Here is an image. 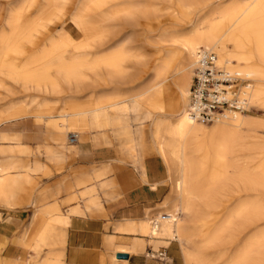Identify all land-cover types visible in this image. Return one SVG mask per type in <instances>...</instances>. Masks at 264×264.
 Returning a JSON list of instances; mask_svg holds the SVG:
<instances>
[{"label": "bare ground", "instance_id": "obj_1", "mask_svg": "<svg viewBox=\"0 0 264 264\" xmlns=\"http://www.w3.org/2000/svg\"><path fill=\"white\" fill-rule=\"evenodd\" d=\"M110 1L118 0L76 3L71 20L83 32L87 44L74 45L70 37H59L34 53L38 60L17 64L6 58L24 53L21 44L31 42L38 33L33 21L44 26L50 19L43 12L59 11L72 0H5L0 22V86L9 80L24 92L48 96L43 95L33 111L26 105H13L0 112V126L27 118L32 112L30 116L37 124L46 120L51 125L49 140L59 144L66 131L79 136L88 114L108 115L114 127L128 126V115L142 111L143 119L161 121V139L156 146L166 164V181L172 192L161 204L164 215L159 212L140 223L143 233L178 242L184 264H210L206 252L213 248L218 249L217 259H223L227 251L224 246H236V218L247 211L246 207L236 209V204L228 210V203L236 198V185L245 182L264 190V145L255 135L256 128L264 129V118L224 112L207 124L212 125L207 129L188 117L190 81L196 52L202 47L216 55L218 67L246 81L242 95L248 108L257 106L264 111V0H241L237 4L231 0H177L182 29L161 40L167 46L157 50L155 63L148 70L142 69L147 60L128 46V38L112 51H107L109 46L87 58L84 50L91 48L90 43L102 46L106 41L97 29L104 15H90ZM121 4L118 11L126 20L154 11L150 5L139 7L131 0ZM32 12L36 13L33 21ZM70 47L80 52L67 61L64 54ZM127 64L131 67L125 68ZM89 75L94 78L90 82ZM87 90L82 101L80 94ZM37 98L33 95L32 101ZM3 132L0 130V134ZM136 148L138 144L130 146L129 151ZM253 151L254 156L245 154ZM139 160L140 157L134 159L133 165ZM240 162L255 164L253 169L260 175L237 174ZM225 211V220L211 227L212 213ZM228 231L230 236L226 238ZM262 238L261 235L250 242L241 253L240 264L262 262L259 253L254 261L250 258L253 246L264 250ZM39 239L42 245L56 242L51 235ZM57 259L56 254L47 259L35 255L33 262L57 264ZM227 260V264L238 263L236 252Z\"/></svg>", "mask_w": 264, "mask_h": 264}, {"label": "crops", "instance_id": "obj_2", "mask_svg": "<svg viewBox=\"0 0 264 264\" xmlns=\"http://www.w3.org/2000/svg\"><path fill=\"white\" fill-rule=\"evenodd\" d=\"M126 122L128 126L114 127L108 115L88 114L78 136L82 141L74 144L51 143L45 134L46 128L43 133L32 121L17 120L1 129L4 130L0 134L1 141L15 142L4 144L7 149L1 153H15L7 156L0 166V213L14 214L5 219L0 216V240L10 244L4 249L9 251L6 257H21L13 254L19 250L16 246L25 247L30 255L25 259L9 258L0 264H34L38 251L43 259H47L48 252L56 254L57 264H176V257L160 244L169 245L172 241L145 234L140 226L147 216L156 215L152 214L157 209L154 205L160 207L162 199H158V188L165 181L167 171L159 158L164 167L159 175L155 156L149 159L148 167L143 163L142 142L146 135L143 125L148 123L143 113L128 115ZM44 136L47 143L39 153L45 155L46 161L36 150V146L44 143ZM150 138L153 141L151 135ZM112 139L117 141L123 158L109 149ZM137 141L141 147L129 151ZM27 148L28 158L16 153H24ZM152 148L157 152L154 142ZM139 157V163L134 166L133 160ZM34 160L43 163H33ZM22 164L27 165L25 170L17 172L16 168ZM30 172H42L31 173V179L43 175L42 184L33 192L28 204L13 207L23 184L30 182ZM113 187L124 189L123 196L117 198ZM13 218H28L24 233L21 230L15 236L13 232L17 228L6 230L5 226ZM42 235L56 236V242L50 248L48 244L42 245L39 239ZM149 247L153 251L165 248L169 262L146 256L144 253ZM118 254L127 258L118 259Z\"/></svg>", "mask_w": 264, "mask_h": 264}, {"label": "rangeland", "instance_id": "obj_3", "mask_svg": "<svg viewBox=\"0 0 264 264\" xmlns=\"http://www.w3.org/2000/svg\"><path fill=\"white\" fill-rule=\"evenodd\" d=\"M78 1L79 0H72V2L67 4L63 9L56 11V12H52L51 10L43 12L44 17L50 19L48 23L42 26L43 28L37 25L38 22L33 21L35 20L36 13L32 12L31 19L34 22L33 27L38 29V33L33 37L31 42H24L21 44V47L24 49L23 54H19V57H17L16 54H10L9 57L6 58V60L15 62L17 64H20L25 60H30V61L38 60L37 59L38 57L34 56V53L42 49H46L53 42H55L59 37H63V38H65L66 36L70 37L71 39L75 41L74 45L87 44V42L83 41L84 40L83 32L79 30L72 23V20H71L73 15H75L76 13V3ZM123 1H129V0H118L116 2L114 1L107 2L104 8L97 10L96 12L90 15V17L95 16V14L104 15V19L98 24L97 29L103 33L104 38H106V41L102 46H99L97 43H90L91 48L84 50V52H86L87 58H92L93 54L95 55L96 52H101L102 50H105L109 46L110 47L108 48L107 51L108 52L112 51L113 49L118 47L124 39L128 38L129 39L128 46L134 52H138L142 54L145 60H147V62L145 63L147 65L145 66V68L143 67L142 69L148 70V68H150L155 63V54L157 50L166 48L167 46L165 43L161 42V40H163V38L166 35H170L173 32L180 31L182 29L178 22V19H179L178 2L177 0H131L134 4L136 3L135 5L139 7L150 5L154 7V11L153 12L150 11L151 13L148 12V14H145V15H142V13L138 14L133 20H128V19L126 20L123 16H121V13L118 11L121 8V6H123V4H121V2ZM231 1L236 2L237 4L241 0H231ZM4 3H5V0H0V22H1V19L3 18V11L5 8ZM127 12H131V11L128 10ZM109 14L110 15L112 14L113 16L110 18L108 17ZM79 52L80 51L75 50L74 47H70L66 50L64 57L67 61H71L73 56L78 55ZM125 66H124L125 68H128V66L129 68L131 67V65H128V64ZM90 75L92 76V74ZM139 75H144V74L140 73ZM91 76L89 77L90 78L89 82L91 81V79L92 80L94 79ZM126 78L127 77H125L124 79ZM190 84H191V81H190ZM122 87L125 88V86H122ZM88 91L89 90L85 91L84 93L82 92L80 94L81 99L88 94ZM66 92L67 91L65 89V93ZM33 95L38 97L35 101H32ZM43 95L40 96L39 94L33 93L32 91L24 92L21 86L14 84L12 81L5 80L2 82L0 86V112H3L4 110H8L13 105H26L28 106L27 108L30 111H33L39 104L40 100L43 98ZM44 96H48V95H44ZM140 113H144V112L142 111ZM33 114L34 113L30 112L27 119L26 118L18 119V121H21V120L22 121H32V123L34 122V126L38 125V127H40L39 130H41L43 133H44V127H45L46 128L45 134L49 140L48 131L50 130L51 125H49L46 120L41 124H37L35 122V119L32 116H30ZM243 115L264 118V111L260 107L253 106L249 109L248 112L243 113ZM29 118H32V119H29ZM146 120H148V123L143 125L146 135H145V141L142 142L143 149L141 152V155L143 157V163L145 167H148L146 165L148 164L149 159L155 156L159 162L160 170L158 173L160 175L161 173L164 172V167L162 163L164 164L166 171H167V167H166L165 162L162 160V158L158 155V153L152 147H153V142H154V147L157 150L156 143L161 139L162 122L157 121L156 123H154L151 118H146ZM10 125L11 123L3 124L0 130L2 128H7ZM204 126L205 128L208 129L212 125H204ZM149 130H150V134H149ZM69 132L70 134L72 133V131H69ZM255 132H256L255 135L259 138V142L262 145H264V129L258 127L256 128ZM76 133L78 134V132ZM68 135L69 134L64 135L63 143L65 141H68V138H67ZM150 135L153 138V141L150 138ZM78 140H79V143L82 141L80 137L78 138ZM43 142H44L43 144L36 146V150H37L38 155L43 156L45 159V155L39 152L40 150H43L42 147L47 143L46 137ZM9 143L10 145H12L15 142L0 140V166L4 162V159L7 156L9 155L12 156V154L15 153V152L9 153V154L1 153L2 150L7 149L3 145L9 144ZM137 144H138V148H140L141 145L138 143V141H137ZM109 149L113 151L114 155H118V157L120 158L124 157L123 154L119 151L118 143L115 139L111 140ZM16 153L19 155L26 156L27 158L28 156H30L29 148H27V150L24 153L22 152H16ZM254 153L256 154L255 151L247 152L245 154L254 156L255 155ZM159 158L161 159L162 163L160 162ZM37 161L41 162V160H34L33 163ZM96 161L99 162V159ZM240 163L241 164H237V167H236L237 174L244 173L248 176H253V177L260 175L259 171H256L253 169L255 164H245L244 165V163L243 164L242 162ZM18 166L19 168H16V170L17 172H20V171H24L25 170L24 166H27V165L22 164ZM7 172H10V170ZM3 173H6V172H3ZM31 173H42V172H30V179H29L30 182L23 184V189L19 191L16 198L14 199L13 207H23L25 206V204H28L33 195V192L41 186L43 175H40L39 177H35L34 179H31ZM149 174L152 175V171H150ZM166 177H167V172H166ZM166 180L167 178L165 179V181L162 182L161 188H158V199L159 200L162 199L161 204H164L167 201V199L169 198V195L172 192V187L170 183ZM112 191H114V193L117 194V198L123 196L124 194V189H118L116 187H113ZM161 204H160V207H161ZM235 204H236V209H238L239 207H246L247 209V211L242 213L239 218H236V246L232 248L231 247L228 248V246H224V248H227L226 256L220 260L217 259V255L215 254V252L218 249L213 248L207 251L206 253L208 255L210 264H227V261H228L227 258L230 257L232 253L234 252H236V261H238V263L236 264H240L239 261L242 262V259H240L241 253L246 251L250 242H252L253 240H256V237L261 236V235L263 236L261 240L262 241L264 240V190L258 186L253 187V186H250L248 183L240 182L238 185H236V198L228 203V206H229L228 210H230ZM160 207L158 205H154L153 208H157L156 209L157 211L154 210L152 213L158 214L160 212L164 215L165 212L160 211L159 210ZM226 213H227L226 211L225 212H213L210 218L211 227H214L222 223L225 220ZM10 215H14V214H12L11 212H7L6 214L2 215L0 213V216L2 219L8 218V216ZM27 222H28V218L22 219V220H19V219L16 220L13 218L11 223L6 225L5 228L6 230H9V231H10V228H17V230L13 232V235H15L14 233H16L15 236H17L21 232V230H23V228L26 226ZM24 231L25 229L23 230V233ZM229 236H230V232L228 231L226 232L225 237L229 238ZM160 244L162 247H167L170 253L176 257V264H184L183 257H182L183 249H182V246L178 242L172 241L170 242L169 245H166L163 243H160ZM8 245H10L8 244V241L0 240V262H7L9 258L25 259L30 255L29 251L24 250L26 249L25 247L21 246L23 248L22 249L21 247L16 246L19 250L13 254H16L21 257H6V255L9 254V251L8 250L4 251V249ZM48 247L50 248L52 246L48 244ZM179 249H180V256H179ZM146 253L147 252H145L144 254ZM258 253L262 258V262L261 263L254 262L253 264H264V250H261L259 246H253L252 255H250L251 261H254L256 259V254ZM35 255H37L38 258L41 257V253L39 251L36 252ZM45 257L51 258L54 256H53V253L48 252L45 254ZM167 262H169V259H167Z\"/></svg>", "mask_w": 264, "mask_h": 264}, {"label": "built area", "instance_id": "obj_4", "mask_svg": "<svg viewBox=\"0 0 264 264\" xmlns=\"http://www.w3.org/2000/svg\"><path fill=\"white\" fill-rule=\"evenodd\" d=\"M246 81L230 75L218 67L216 55L199 48L195 56V68L189 89L188 117L200 124H210L217 115L224 112L246 113L249 111L242 88ZM78 141L75 133L68 136V143ZM169 218V216H163ZM147 255L151 258L166 261L165 248L153 251L150 247Z\"/></svg>", "mask_w": 264, "mask_h": 264}, {"label": "water", "instance_id": "obj_5", "mask_svg": "<svg viewBox=\"0 0 264 264\" xmlns=\"http://www.w3.org/2000/svg\"><path fill=\"white\" fill-rule=\"evenodd\" d=\"M116 257H117L118 259H126V258H127V256L124 255V254H118Z\"/></svg>", "mask_w": 264, "mask_h": 264}]
</instances>
